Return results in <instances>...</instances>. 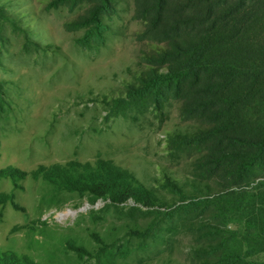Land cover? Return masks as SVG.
I'll list each match as a JSON object with an SVG mask.
<instances>
[{
	"label": "rangeland",
	"instance_id": "1",
	"mask_svg": "<svg viewBox=\"0 0 264 264\" xmlns=\"http://www.w3.org/2000/svg\"><path fill=\"white\" fill-rule=\"evenodd\" d=\"M142 7L143 0H111L104 8L100 0H0L1 258L196 264V235L186 221L208 211L176 209L202 195L194 194L193 181L216 195L264 187V166L240 181L209 164V143L179 141L208 123L192 110L193 95L183 99L182 91L169 90L158 110L148 96L126 98L125 83L135 81L149 44L167 41L162 26L147 28ZM118 97L124 101L114 107ZM257 115L264 124V112ZM98 160L155 190L172 214L59 192L41 171ZM164 176L185 189L186 201L161 185Z\"/></svg>",
	"mask_w": 264,
	"mask_h": 264
},
{
	"label": "trees",
	"instance_id": "2",
	"mask_svg": "<svg viewBox=\"0 0 264 264\" xmlns=\"http://www.w3.org/2000/svg\"><path fill=\"white\" fill-rule=\"evenodd\" d=\"M100 1L103 8L111 2ZM142 13L147 28L162 26L167 41L149 44L135 81L125 83L126 98L148 96L158 110V98L169 90L182 91L183 99L193 95L192 110L208 123L178 135L179 141L209 143V164L227 177H256L258 167L264 166V124L257 115L264 112V0H143ZM111 101L116 107L124 99ZM245 121L248 126L242 125ZM41 171L59 192H76L115 206L131 201L134 208L157 215L171 213L155 190L109 160ZM161 185L186 201L187 193L176 181L164 176ZM192 186L194 194L202 195L176 209L208 211L201 219L186 221L187 230L196 235L195 263L264 264V187L216 195L209 185L200 187L193 181ZM259 255L263 258L252 259ZM0 264L33 263L12 254L0 256Z\"/></svg>",
	"mask_w": 264,
	"mask_h": 264
}]
</instances>
